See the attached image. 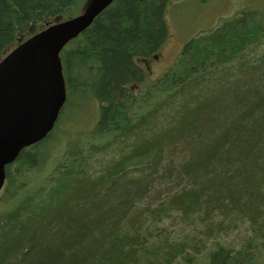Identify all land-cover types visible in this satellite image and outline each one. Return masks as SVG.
I'll return each mask as SVG.
<instances>
[{
	"label": "trees",
	"instance_id": "trees-1",
	"mask_svg": "<svg viewBox=\"0 0 264 264\" xmlns=\"http://www.w3.org/2000/svg\"><path fill=\"white\" fill-rule=\"evenodd\" d=\"M168 1L115 0L62 52L65 108L92 99L99 118L33 188L65 108L6 167L0 199L22 201L0 212V264H264V9L195 35L145 83ZM84 2L0 0V60Z\"/></svg>",
	"mask_w": 264,
	"mask_h": 264
},
{
	"label": "water",
	"instance_id": "water-1",
	"mask_svg": "<svg viewBox=\"0 0 264 264\" xmlns=\"http://www.w3.org/2000/svg\"><path fill=\"white\" fill-rule=\"evenodd\" d=\"M114 0H90L77 16L47 25L0 60V190L6 166L54 128L67 99L60 56Z\"/></svg>",
	"mask_w": 264,
	"mask_h": 264
},
{
	"label": "rangeland",
	"instance_id": "rangeland-1",
	"mask_svg": "<svg viewBox=\"0 0 264 264\" xmlns=\"http://www.w3.org/2000/svg\"><path fill=\"white\" fill-rule=\"evenodd\" d=\"M251 8L264 9V0H169L165 14L168 38L155 53L157 56L154 54L153 57L142 62L146 71L145 83L154 82L168 71L175 64L184 44L195 35L216 27L224 18L232 17L242 10ZM262 69L264 68H261L260 72ZM76 99L81 101L79 95ZM65 109L64 120L49 139L51 155L47 158V149H44L45 159L39 173L40 176L34 177V180L28 184V188H33L39 177L44 176L45 173L50 174L57 163H60L59 158L64 155V148L69 141L74 139L77 141L79 138L81 143H86L99 118L98 105L92 99H88L79 106L75 105L73 100L69 101ZM178 155L173 150L170 156L174 159ZM176 161L179 162L178 159ZM2 196H5L4 193ZM20 200L22 201V197L13 200L7 197L0 199V212L8 210L9 214L14 212ZM255 255L260 260H264L262 252Z\"/></svg>",
	"mask_w": 264,
	"mask_h": 264
}]
</instances>
